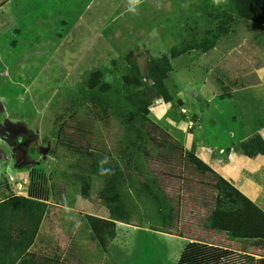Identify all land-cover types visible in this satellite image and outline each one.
Returning a JSON list of instances; mask_svg holds the SVG:
<instances>
[{"label": "rangeland", "instance_id": "1", "mask_svg": "<svg viewBox=\"0 0 264 264\" xmlns=\"http://www.w3.org/2000/svg\"><path fill=\"white\" fill-rule=\"evenodd\" d=\"M3 2L0 199L27 196L32 179H41L51 203L46 213L70 200L113 218L127 214L128 222L116 227V242L107 250L112 264H177L187 242L163 230L161 213L168 205L152 195L155 185L148 159L156 157L157 150L143 124L153 120L180 138L186 154L193 150L203 120L212 124L216 119L224 130L237 124L235 104L221 106L223 114L216 105L213 117L205 110L213 111L211 99L225 100L246 87H259L257 76H264V26L240 19L233 0H143L134 13L128 11L127 0ZM225 14L235 22L227 35L219 36ZM165 56L171 65L165 92L146 101L140 95L150 94L157 85L151 63ZM95 72L102 73L101 84L91 89L89 79ZM86 107L98 117L90 162L56 149L60 127ZM106 117L111 118L109 129L103 123ZM105 158L117 161L121 171L130 164L136 178L103 176ZM112 195L126 202L136 198L140 207L123 205ZM185 219L210 224L196 210H187ZM171 229L170 225L167 230ZM106 239L108 248L112 239ZM222 239L245 253L251 260H243L247 264L254 256H264L254 240L229 234Z\"/></svg>", "mask_w": 264, "mask_h": 264}, {"label": "trees", "instance_id": "2", "mask_svg": "<svg viewBox=\"0 0 264 264\" xmlns=\"http://www.w3.org/2000/svg\"><path fill=\"white\" fill-rule=\"evenodd\" d=\"M233 2L240 19L264 26V0ZM4 4L1 3L0 8ZM234 22V17L225 14L218 26L219 36L227 35ZM224 29L227 30L223 31ZM172 57L176 58L177 54L173 52ZM151 66L157 85H153L150 94L140 95L149 102L165 92L164 81L171 72L170 61L166 56L152 61ZM101 77V72L91 75V89L101 84ZM97 120L95 111L90 107L70 116L60 127L56 149H63L88 162L92 161L97 143ZM103 123L109 129L111 118H104ZM143 125L144 134L155 144L157 150L156 157L148 159L155 185L152 195L160 203L168 205V209H163L161 213L163 230L167 235L187 242L177 264H247L246 261L243 262L245 259L250 260L247 255L233 249L222 237L229 234L234 238L251 239L256 242L258 249L263 250L264 211L217 174L194 150L186 154L184 144L155 121L146 119ZM241 151L249 158L263 155L264 140L255 136L241 145ZM101 164L102 175L111 180L121 174L124 180L136 178L128 163L122 164L123 171L113 158L106 159ZM104 169H111L112 174H103ZM137 179L146 186L147 183L141 178ZM38 181L32 179L27 196L0 199V264H17L35 241L48 205L51 204L45 198L43 180ZM187 210L202 212L210 224L188 222L185 219ZM82 215L100 245L106 249V238H116V223ZM170 225L172 229L167 230ZM254 257L255 260L248 262L249 264H264V256Z\"/></svg>", "mask_w": 264, "mask_h": 264}, {"label": "crops", "instance_id": "3", "mask_svg": "<svg viewBox=\"0 0 264 264\" xmlns=\"http://www.w3.org/2000/svg\"><path fill=\"white\" fill-rule=\"evenodd\" d=\"M257 77L259 87H246L243 91H238L236 96L225 100L211 99L209 105H212L213 111L206 109L208 114L215 116L216 105L219 113L223 114L221 106L235 104L238 122L224 130L219 121L216 123V119H212L213 116L209 117L213 120L212 124L203 120V124L195 132L192 149L217 174L264 211V154L249 158L241 151V145L255 136L264 140V76L258 74ZM182 133L186 134L184 131ZM177 139L181 141L180 138ZM112 197L123 205L131 200L127 199L126 202L124 197ZM134 199V202L128 203L129 207L138 210V199ZM69 201L65 207L46 213L33 245L17 264H112L108 251L116 242L117 235L111 240L109 247L104 249L82 214L113 221L117 228L121 223L128 222L127 214L123 218H113L111 215L95 212L90 209L89 204L84 209ZM125 210L127 211L126 207Z\"/></svg>", "mask_w": 264, "mask_h": 264}, {"label": "clouds", "instance_id": "4", "mask_svg": "<svg viewBox=\"0 0 264 264\" xmlns=\"http://www.w3.org/2000/svg\"><path fill=\"white\" fill-rule=\"evenodd\" d=\"M128 4L130 5L128 7V11L130 12H135V6L139 5L140 3L143 2V0H127ZM107 159V158H105ZM103 174L107 175V174H112V170L111 169H104L103 170Z\"/></svg>", "mask_w": 264, "mask_h": 264}]
</instances>
